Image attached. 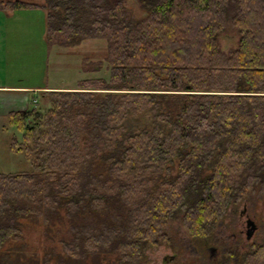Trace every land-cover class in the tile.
Returning a JSON list of instances; mask_svg holds the SVG:
<instances>
[{"label":"trees","instance_id":"16d2710c","mask_svg":"<svg viewBox=\"0 0 264 264\" xmlns=\"http://www.w3.org/2000/svg\"><path fill=\"white\" fill-rule=\"evenodd\" d=\"M134 2L140 17L128 0L0 1L46 11L48 57L87 41L107 54L106 78L88 69L9 114L32 170L0 172V264H145L169 223L209 239L263 187L264 0ZM39 228L41 258L25 252ZM235 257L264 264V243Z\"/></svg>","mask_w":264,"mask_h":264},{"label":"rangeland","instance_id":"374dc122","mask_svg":"<svg viewBox=\"0 0 264 264\" xmlns=\"http://www.w3.org/2000/svg\"><path fill=\"white\" fill-rule=\"evenodd\" d=\"M0 1L45 4V0ZM128 8L136 17L142 16L134 0H128ZM41 14L44 15L45 19L46 12L43 11ZM6 15L8 16V14H4V16ZM38 17L39 19L36 22L40 25V14ZM6 20H8L7 17ZM34 24L31 19H29L28 28L26 23H24V74L22 75L24 76V86H29L31 85L30 83L34 82L35 85L39 83L38 85L41 86L43 82V84L51 87L50 89L73 90L78 87V83L83 78L88 76V69L93 68L100 69L99 71H93V76L107 77V63L105 62L107 54L103 42L87 41L74 48L59 47L54 44L50 57H48L45 50L46 44H44L46 40L42 42L40 36L37 35V31H30ZM37 28L39 29L38 26ZM227 31V34L221 38V45L225 52L236 47L238 41V35L233 27L229 25ZM33 43L39 50L34 49ZM18 45L19 42H14L13 45L8 46L11 53L9 64H12L10 73L14 66H21L17 62L15 63L13 59L15 57L13 54L19 49ZM34 51H36V55L33 57ZM27 54H29L28 57ZM33 58L35 59L33 60ZM3 67L4 63L0 65V68L3 69ZM20 70L16 67L14 74L21 73ZM47 70L48 78L46 77ZM35 98H38L40 107L47 103L42 99L41 93L37 94L35 91H29L24 96L23 101L19 103V106L22 105L24 110L33 108L32 101ZM14 103L16 102H0V172L11 174L32 170V165L24 154L14 153L10 150L14 135L20 136L15 128L9 125L7 118V113L18 107ZM249 197L251 200L245 199L230 206L225 219L218 223L214 234L206 240H192L183 227L182 219L169 223L165 228L166 237L164 243L159 246H150L147 249V261L145 264H238L236 255L240 258L249 250L251 245L264 243V185L263 187L258 186ZM245 210L249 218L253 219L259 228L258 232L250 240L246 237L247 218L242 215ZM26 237L29 245L26 246L25 252L36 254L40 258L43 257L45 245L42 229L39 228L35 232L27 233ZM212 249H216V251L211 252Z\"/></svg>","mask_w":264,"mask_h":264},{"label":"crops","instance_id":"0c3cea01","mask_svg":"<svg viewBox=\"0 0 264 264\" xmlns=\"http://www.w3.org/2000/svg\"><path fill=\"white\" fill-rule=\"evenodd\" d=\"M43 11L46 12L45 10H0V65L4 63L5 67H3V69L0 68V102L6 101V103H8L9 101H12L16 102L14 103V105L18 106L11 112L7 113V118L10 113L24 111V108H22V105L19 106V103L23 101L24 96H26L29 91H35L38 94L43 92L45 90V87H49L45 86L43 82L41 86L38 85L39 83L35 85V82L30 83L31 85L29 86H24V76H22L24 74V23H26L28 28L29 19H31V21L35 24L30 31H37V35H39L41 41L44 42V40H46L47 32V20L45 22V19L47 18L45 17L44 19V15L41 14L43 13ZM4 14H8V16H4ZM39 14L41 20L40 25L37 24L38 22H36L39 19V17L37 18ZM6 17L8 18V20H6ZM44 22L46 25V32ZM37 26L39 27V29L37 28ZM14 42H19V49L13 54L15 55L13 59L15 63L17 62V64L21 66H14L13 70L10 73L12 64H9L11 53L8 46L13 45ZM44 44H46V41L44 42ZM34 49H38L36 45H34ZM28 55L29 54H27V57ZM35 55L36 51L33 52L32 56L34 57ZM34 59L35 58H33V60ZM16 67L18 69H21V73L15 75L14 70L16 69ZM46 74V77L48 78L49 75L47 71ZM52 90L58 89L54 88Z\"/></svg>","mask_w":264,"mask_h":264},{"label":"water","instance_id":"95a60500","mask_svg":"<svg viewBox=\"0 0 264 264\" xmlns=\"http://www.w3.org/2000/svg\"><path fill=\"white\" fill-rule=\"evenodd\" d=\"M247 225H248L247 238H248V240H250L253 237L255 231L257 230V225L251 219L248 220Z\"/></svg>","mask_w":264,"mask_h":264},{"label":"flooded vegetation","instance_id":"af4514ba","mask_svg":"<svg viewBox=\"0 0 264 264\" xmlns=\"http://www.w3.org/2000/svg\"><path fill=\"white\" fill-rule=\"evenodd\" d=\"M242 215H244L246 218H247V220H246V227H247V231H246V237H247V233H248V225H247V222H248V220L250 219L249 218V216H248V214H247V212H246V210L244 211V212H242ZM251 220H253V219H251ZM254 221V220H253ZM255 222V221H254ZM256 223V222H255ZM257 225V224H256ZM258 226H257V230L255 231V233L254 234H256L257 232H258ZM254 236V235H253ZM253 238V237H252ZM251 238V239H252ZM248 239V238H247ZM216 251V249H212L211 250V252H215Z\"/></svg>","mask_w":264,"mask_h":264}]
</instances>
